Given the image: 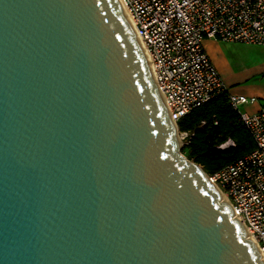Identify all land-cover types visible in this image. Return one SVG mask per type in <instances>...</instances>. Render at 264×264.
<instances>
[{
  "label": "water",
  "instance_id": "95a60500",
  "mask_svg": "<svg viewBox=\"0 0 264 264\" xmlns=\"http://www.w3.org/2000/svg\"><path fill=\"white\" fill-rule=\"evenodd\" d=\"M117 0H0V264H264Z\"/></svg>",
  "mask_w": 264,
  "mask_h": 264
},
{
  "label": "built area",
  "instance_id": "2783aa9c",
  "mask_svg": "<svg viewBox=\"0 0 264 264\" xmlns=\"http://www.w3.org/2000/svg\"><path fill=\"white\" fill-rule=\"evenodd\" d=\"M122 1L176 127L186 113L227 90L205 50L206 40L264 46V0ZM227 98L250 133L254 149L207 176L246 232L255 238L264 261V103L245 112L239 107L256 103V97L227 90ZM179 133L181 140L188 135ZM226 145L234 143L230 140Z\"/></svg>",
  "mask_w": 264,
  "mask_h": 264
},
{
  "label": "trees",
  "instance_id": "16d2710c",
  "mask_svg": "<svg viewBox=\"0 0 264 264\" xmlns=\"http://www.w3.org/2000/svg\"><path fill=\"white\" fill-rule=\"evenodd\" d=\"M177 127L188 133L182 153L208 175L254 149L250 133L228 102L227 90L186 113ZM230 140L234 145H226Z\"/></svg>",
  "mask_w": 264,
  "mask_h": 264
},
{
  "label": "rangeland",
  "instance_id": "374dc122",
  "mask_svg": "<svg viewBox=\"0 0 264 264\" xmlns=\"http://www.w3.org/2000/svg\"><path fill=\"white\" fill-rule=\"evenodd\" d=\"M206 49L228 93L257 98L256 103L241 105L239 111L252 112L264 103V46L211 39L207 41Z\"/></svg>",
  "mask_w": 264,
  "mask_h": 264
},
{
  "label": "bare ground",
  "instance_id": "6f19581e",
  "mask_svg": "<svg viewBox=\"0 0 264 264\" xmlns=\"http://www.w3.org/2000/svg\"><path fill=\"white\" fill-rule=\"evenodd\" d=\"M117 1H118L120 8L122 9V11H123V13H124V15H125V17H126L128 23H129V25L131 26V28H132V30H133L135 36H136V39H137V41H138V43H139V45H140V47H141V49H142V51H143V53H144V56H145L146 61H147L148 64H149V59H148V55H147L146 49H145V47H144L143 42L141 41V39H140V38L138 37V35L135 33V30H134V23H133V19H132L130 13L128 12V10H127V8L125 7V5H124V3H123L122 0H117ZM221 198H222L225 202H227V200L225 199L224 195L221 194ZM245 232H246V230H245ZM246 233H247V232H246ZM247 235L249 236V238L251 239V241L253 242V244H254L255 247H256V240H255V238H254L251 234H249V233H247Z\"/></svg>",
  "mask_w": 264,
  "mask_h": 264
},
{
  "label": "crops",
  "instance_id": "0c3cea01",
  "mask_svg": "<svg viewBox=\"0 0 264 264\" xmlns=\"http://www.w3.org/2000/svg\"><path fill=\"white\" fill-rule=\"evenodd\" d=\"M209 40H211V39H208V40H206V41L204 42V47H205V50H206L207 54L209 55L210 59H211L212 62H213V59L211 58L209 52H208L207 49H206V43H207V41H209ZM213 64L215 65L214 62H213ZM215 66H216V65H215ZM216 68H217V67H216ZM217 70H218V68H217ZM218 72H219V70H218ZM261 104H263V103H261ZM261 104H259V105H261ZM259 105H258V106H259ZM258 106H257V107H258ZM257 107H256L255 109H257Z\"/></svg>",
  "mask_w": 264,
  "mask_h": 264
}]
</instances>
